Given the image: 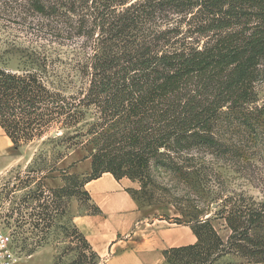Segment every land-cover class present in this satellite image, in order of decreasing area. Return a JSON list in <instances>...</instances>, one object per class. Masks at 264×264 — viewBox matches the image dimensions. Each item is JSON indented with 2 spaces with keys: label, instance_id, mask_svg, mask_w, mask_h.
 Wrapping results in <instances>:
<instances>
[{
  "label": "trees",
  "instance_id": "trees-1",
  "mask_svg": "<svg viewBox=\"0 0 264 264\" xmlns=\"http://www.w3.org/2000/svg\"><path fill=\"white\" fill-rule=\"evenodd\" d=\"M16 4L37 17V33L30 46L18 45L22 69L0 67V125L14 149L57 129L67 150L82 152L68 168L90 159L82 187L109 172L139 182L137 199L138 190L173 187L187 198L215 190L219 175L206 158L231 153L221 134L248 127L258 101L264 0ZM200 214L184 222L197 242L165 250L168 264H218L229 253L264 263V200L224 198L218 214L230 230L226 242ZM77 232L82 258L94 264L98 255Z\"/></svg>",
  "mask_w": 264,
  "mask_h": 264
},
{
  "label": "rangeland",
  "instance_id": "rangeland-1",
  "mask_svg": "<svg viewBox=\"0 0 264 264\" xmlns=\"http://www.w3.org/2000/svg\"><path fill=\"white\" fill-rule=\"evenodd\" d=\"M36 21L37 17L17 5L16 0H0L1 68L12 72L23 68L18 45L30 46V40L37 33ZM64 51L62 49L61 55ZM255 88L258 101L245 121L248 127L238 124L221 134L231 153L224 159L212 155L206 158L219 175L215 183L211 181L215 190L206 192L203 198L181 197L177 195L181 192L175 193L173 187L170 192L155 191L149 195L138 190L141 204L149 208L150 213L169 217L176 223H193L191 215L197 209L202 219H210L226 242L230 230L218 214L224 198L243 194L255 202L264 200V73ZM52 131H57L58 135L53 137ZM52 131L19 146H26L27 162L0 168V219L15 226L20 234L23 253L16 263L89 264L81 256L82 239L71 222L75 213L95 210L82 187L88 171L81 170L83 164L79 165L80 162L68 168L72 161L81 158L82 152L67 150L60 130ZM19 147L14 151L18 152ZM64 171L72 175L67 177ZM54 177L60 179L58 187L47 184L46 179ZM212 191L221 194L217 201ZM213 204L217 205L213 207ZM244 263H247L244 256L229 253L222 256L218 264ZM94 264H100L99 260ZM165 264L168 263L165 261Z\"/></svg>",
  "mask_w": 264,
  "mask_h": 264
},
{
  "label": "crops",
  "instance_id": "crops-1",
  "mask_svg": "<svg viewBox=\"0 0 264 264\" xmlns=\"http://www.w3.org/2000/svg\"><path fill=\"white\" fill-rule=\"evenodd\" d=\"M25 147L15 152L0 125V168L27 162L29 153ZM79 162L83 164V172L90 171V159ZM59 180L57 177L46 179L54 187ZM83 187L99 212H77L71 216V222L98 255L100 264H165V250L197 242L189 224L154 215L141 204L133 194L139 187L137 181L125 177L117 180L104 172Z\"/></svg>",
  "mask_w": 264,
  "mask_h": 264
},
{
  "label": "built area",
  "instance_id": "built-area-1",
  "mask_svg": "<svg viewBox=\"0 0 264 264\" xmlns=\"http://www.w3.org/2000/svg\"><path fill=\"white\" fill-rule=\"evenodd\" d=\"M15 228L10 223L0 221V264H14L23 253L20 234Z\"/></svg>",
  "mask_w": 264,
  "mask_h": 264
},
{
  "label": "water",
  "instance_id": "water-1",
  "mask_svg": "<svg viewBox=\"0 0 264 264\" xmlns=\"http://www.w3.org/2000/svg\"><path fill=\"white\" fill-rule=\"evenodd\" d=\"M51 135L53 136V137H55V136H57L58 135V132L57 131H52L51 132ZM217 204H213V207H215Z\"/></svg>",
  "mask_w": 264,
  "mask_h": 264
}]
</instances>
